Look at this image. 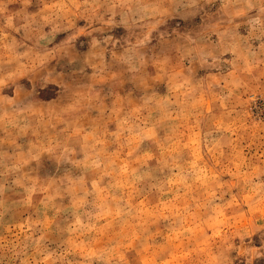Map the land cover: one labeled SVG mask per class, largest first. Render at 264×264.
<instances>
[{
	"label": "rangeland",
	"instance_id": "1",
	"mask_svg": "<svg viewBox=\"0 0 264 264\" xmlns=\"http://www.w3.org/2000/svg\"><path fill=\"white\" fill-rule=\"evenodd\" d=\"M0 264H264V0H0Z\"/></svg>",
	"mask_w": 264,
	"mask_h": 264
}]
</instances>
